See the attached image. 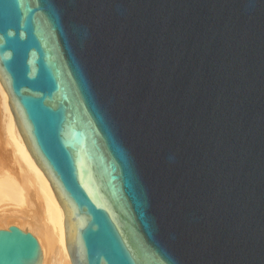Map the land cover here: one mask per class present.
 <instances>
[{"label":"water","instance_id":"95a60500","mask_svg":"<svg viewBox=\"0 0 264 264\" xmlns=\"http://www.w3.org/2000/svg\"><path fill=\"white\" fill-rule=\"evenodd\" d=\"M0 82L72 264H264V0H0Z\"/></svg>","mask_w":264,"mask_h":264},{"label":"bare ground","instance_id":"6f19581e","mask_svg":"<svg viewBox=\"0 0 264 264\" xmlns=\"http://www.w3.org/2000/svg\"><path fill=\"white\" fill-rule=\"evenodd\" d=\"M9 101L0 82V223L32 232L41 245L42 264H72L64 211L26 147Z\"/></svg>","mask_w":264,"mask_h":264},{"label":"rangeland","instance_id":"374dc122","mask_svg":"<svg viewBox=\"0 0 264 264\" xmlns=\"http://www.w3.org/2000/svg\"><path fill=\"white\" fill-rule=\"evenodd\" d=\"M2 144V143H1ZM6 226H7V222H2V223H0V229H7L6 228ZM25 230V229H24ZM26 231V230H25ZM28 231V230H27ZM32 233V232H31Z\"/></svg>","mask_w":264,"mask_h":264},{"label":"clouds","instance_id":"9594fccd","mask_svg":"<svg viewBox=\"0 0 264 264\" xmlns=\"http://www.w3.org/2000/svg\"><path fill=\"white\" fill-rule=\"evenodd\" d=\"M9 35H12V33H9ZM10 56V54H6L5 59H7Z\"/></svg>","mask_w":264,"mask_h":264}]
</instances>
